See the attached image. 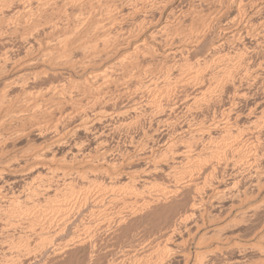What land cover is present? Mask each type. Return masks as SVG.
I'll list each match as a JSON object with an SVG mask.
<instances>
[{
  "label": "bare ground",
  "instance_id": "bare-ground-1",
  "mask_svg": "<svg viewBox=\"0 0 264 264\" xmlns=\"http://www.w3.org/2000/svg\"><path fill=\"white\" fill-rule=\"evenodd\" d=\"M182 1H184V0H0V219L3 218V219H1V226L0 227L1 228H4L6 226L12 227L14 225L18 226L19 224L21 226V223L27 221L26 224H28V225L25 224V226H28L27 227L28 229L24 228V230L26 229V231L27 230L29 231L26 233L22 229L24 232H22V230L21 231L19 230V232H22L23 234L20 233L21 234L20 235L18 232H16L19 234L18 237L13 236V239H15V238L17 239L16 244L19 245L17 247L18 250L13 251L14 248L12 247V245H8L10 242L7 244V241L5 242V245L3 243L4 246L2 245L0 247L2 253L6 256V260H7V257L9 256V254H10V256L12 254H14L13 257L17 256V257H15V260H13L14 258L12 257L13 259L11 260V262H10V260H8L7 263L5 262L6 264H16V260L19 261V259L23 253L28 255L31 252L32 253L34 252V254H37V252H38V254H39L40 251L45 250L46 247L53 244L54 238H56L55 237L56 234H54L55 231L53 230L52 226H55V228H56V226H58V225L63 226L67 222H70L68 220L70 217V214H68V213L69 212L71 213L73 211L74 207L79 204L78 199H77V195L73 194L74 190H77L76 189L77 186L87 187V190H88V188H89L88 185H90L91 183L93 184L94 182L100 181L99 177L101 175L100 178H102V173L104 174V172L106 171L105 173L108 174V171H107V170H109V169H107L108 164H107V166H105V169H107V170L104 169L105 171L104 172H102V171H103V164L106 163L105 162V156L109 155V153L111 152L110 151L111 149L107 145L106 141L102 138L104 130H102L101 128H98V126L96 127V125H101V121L104 120L102 118L106 114H108V110L112 109L111 111L116 112V114L115 113L114 114L118 118V119L116 118L118 121L117 124L120 125V127L125 126L124 128L131 127V129H129V130H133V125H135V126L137 125L135 123V120L138 118V115L141 116L139 113H140V110L142 109L141 107H143V105H140V101H142V103H143V101H145V99H146L145 98L146 96H145L144 100L140 99V101H139L138 96L142 95L145 92H147L148 95H151L152 99H154V101H156L153 103V105L149 109L151 114H153V115H159L161 113L164 114L163 109L165 107H172V108H169L170 110L169 109L168 110L170 111V113L173 112V114H174V110L176 108H178V107H176L178 104L173 103V102H172V104H170V102L168 103L169 100L171 101V99L168 97L169 92L171 91L170 90L171 85L176 84V86H174L176 88L179 86V88H181L180 91H182L180 95L182 96L186 93L185 91H187V89L189 90L188 87H190V85L192 84V88H191L192 93L190 94V96L189 95H187V96L184 95L185 97L182 96L183 102L181 101L182 102L181 104L183 106V109H181V110H184L185 112L192 111V119H191L192 121L195 118L196 119L198 118L197 117L198 114H200L202 112L206 113V111L210 108L211 105L214 106L213 105L214 102L216 103L217 100H219V102L222 101L221 99H222L224 94L230 93L231 94L230 95L231 96L230 97L231 103L228 102L230 104V105H228V107H226L227 105L225 106V104L222 103V105H224L223 106L224 109L220 108L219 105H221V103H219V104L217 103L218 108L223 109L222 112L219 109V112L221 113V115H219L220 117L218 116V120H217V117H216L217 115H216V116H214L215 119H212V121H208V122H210L209 125L207 124L208 126H206L203 123L205 120H203V122H201L202 124H200V126L202 129H200V130L203 131V134H201L200 137L202 135L203 136L206 135V138L209 139V141L207 140V142L210 143V140L214 136L220 135L221 131L224 134L225 133L227 134V135L222 134L223 138L220 135L222 140L221 139H220L221 141L218 140V141H220L219 144L212 145L214 143L212 140L211 141L212 142L211 147L210 148L208 147L210 149V151L208 148H206V150L208 149L206 153L214 152V154H216L215 152H218V151L221 152L222 151L221 153L224 156H227V148H229V147H233L234 149H236V151L238 153L245 150V149L243 150L244 147H243V144L241 141H239L237 139H235L234 141H230L231 139H229L228 135L233 136V135L238 134V137H239L240 133L232 135V133L235 132V131L232 132V129L235 126L237 127V125H236L238 123L237 121L240 120V118L238 116H239V114L242 113L240 111L241 113L238 114L239 111H237V109H236V107H237L236 104H238L239 102L243 103L244 101H247L246 96L248 93H250L248 90H246L247 93L245 92V90H244V89H246L245 86L247 88L249 87L248 84H251V86H250L251 88L263 86V85H261V80H262V78H264V67L262 66V65H264V0H208L206 2L207 3L206 6L200 7L201 6L200 5L199 8L196 10V12H194V13H196L195 14L196 16L201 18L202 22H199V21L198 22L200 24L202 23V28L200 27V29L198 31L196 30L197 32L194 31V33H196V34L193 35L194 33L192 34V26H190V28L187 29V31H190L189 33H191V35H193V36L190 38V41H188V45L182 46V47L181 46L174 47L176 42L175 43L173 42V39H171L172 35L170 36L169 32H168V34H169L168 36L170 37L169 39H168V36L166 35V37H165L166 39L161 38L162 41H160L161 39H157V36L166 34L165 32L168 30L170 31V29L173 27V26L171 27L170 23H168L170 20L169 17L172 15L173 9L180 7ZM203 5H205V4H203ZM228 5L230 6V9H229ZM171 6H174V7L169 9ZM231 7H233V10H231ZM228 9L232 11V13L230 15L228 14V12H229ZM167 10H169V12H167L166 17L164 16L165 18H164V21L162 22L163 25H161V27H156V29L152 28L151 24L153 26L156 22H159V20L161 19L160 16L163 15ZM155 15H158V18ZM188 15L192 16V12ZM191 16H189V17L191 18ZM173 17H175V16H173ZM199 18H196V19H199ZM56 19L57 20L59 19V21H57ZM191 20L192 19H190V21ZM190 21H189V23L194 22V21H191V22ZM125 24H127V25H125ZM151 28L154 30L152 31ZM177 28H179V27H177ZM180 28H181V26H180ZM184 29H186V28H184ZM145 31L146 32L152 31V32H150V34L147 35L146 33L144 34ZM171 31L173 32V30H171ZM211 31H214L213 33H216L219 38L221 37V39L218 41L217 45L210 47V49H209L210 51L208 50V52H207L208 54H206L207 55L206 57L203 58V56H202L201 62L195 61V63L192 62L191 67L188 66L190 69L192 68L191 69L192 74H190L189 76L187 75L188 77H186L185 79L184 78L182 79L183 75L181 76L180 74L177 73V72H179V73L181 72V71H178L179 69L177 71H175L173 68L170 67L169 70L170 71L174 70L175 73L171 74L170 71H168V73L170 74L169 75L168 73L164 72L165 76L162 75L163 73H159V76L161 74L160 77L162 78V80L160 81V79L156 78L158 76L157 74H156L157 76L155 75V77L154 76L150 77V75H153L154 74L153 72L156 70H154L153 72L150 71L151 74L150 75L148 74L149 75L148 77H150V79L148 80V78H146L147 76H144V78H143L144 70L142 72L136 66V63L138 64V60L143 59L145 55L149 54V55L155 57L160 52V50H162L164 60L170 59V58L174 59L175 57H178V56L180 57V55H182V53L184 54V52L185 53L190 52L191 49L197 48L200 45V43L205 39L207 34ZM182 32H184V31H182ZM217 35H216V37H217ZM244 36H246L245 38H247L248 36L253 37L252 39H255V43L254 44L251 43V45L249 44L250 45L249 47H247V45L245 47L244 46L245 44H244L243 47H241V49L240 48L237 49L238 52L236 50L232 51V49H231L229 51L227 49L228 45H230V44L232 45L234 42H236V40H238L239 37L243 39ZM240 38L238 41L242 42V41H240ZM185 39H186V37L184 38V40ZM176 40H178V39H176ZM237 42H236V44H237ZM181 44H184V43H181ZM189 46H190V48H187ZM185 47L187 49H185ZM189 49H190V51H188ZM261 50H262V52H261ZM259 52H261V53H259ZM196 53H198V52H196ZM177 54H179V55H177ZM186 55H187V53H186ZM257 55L260 56V59H258L259 61H255L257 63H254L253 59H255ZM259 56H257V58ZM184 57H185V55H184ZM171 59H170V61H171ZM107 60H114L116 62L115 63L116 67L118 68V66H119V68L117 69L118 70L117 72L112 71L113 73H109V71H111V70H108L106 72L105 67H104V71L102 73H97L96 71H91V69L94 68L95 66H97L99 63L107 61ZM142 61H144V60H142ZM188 61H189V59H188ZM186 64H187V62H186ZM145 66H146V64H145ZM167 66H165V67H167ZM175 66H177V65L175 64ZM175 66H174V68H175ZM156 68H157V66H156ZM147 69L149 71V68H147ZM160 69H161V67H160ZM163 71H161V72H163ZM183 71H186V70H183ZM167 74H168V76H167ZM145 75H147V74H145ZM162 76L165 78H163ZM143 79H145L146 81H144ZM173 79H174V81H172ZM243 86H244V89H243ZM176 88H174V90ZM133 89H134V91H131ZM261 90H259V91H261ZM177 92L179 93V90H177ZM253 92H255V91H253ZM253 92L251 94H253ZM256 92H257V90H256ZM261 92H263V91H261ZM147 94H145V95H147ZM170 95H171V93H170ZM258 95H259V93H258ZM142 96H144V95H142ZM142 96H141V98H142ZM124 97H126L125 103L122 104L123 106L121 108H118V106H117L118 103L121 102V100H122L121 98H124ZM240 104L241 103H239V105ZM245 104H246V102H245ZM256 104H257V102H256ZM256 104H255L254 108L250 107L244 111L247 115V116L245 115L247 117L246 120H248L246 122H248L249 125H251V126L258 127V129L257 128L256 129L259 130L260 126L261 127L264 126V109H262L261 107H258ZM222 105H221V107H222ZM148 106H150V105H148ZM108 107H110V109ZM216 107H215V109H216ZM263 107H264V104H263ZM218 108H217V111H218ZM210 109H214V107L210 108ZM215 109H214V111H216ZM181 110H180V112H181ZM257 110H258V112L255 113ZM142 111L145 112L144 110H142ZM150 112H148V113L145 112V113L148 115V114H150ZM164 112H166V111H164ZM176 113L178 114V111ZM207 113H209V112H207ZM167 114L171 115L169 113H167ZM183 114H184V112H183ZM183 114L181 116H183ZM210 114H212V113H210ZM166 115H165L166 118H164V119L161 118L162 116L159 118V121L157 123L160 125L161 129L158 130L157 129L158 127L156 125V130L154 131V133L157 130L158 131L161 130L162 132L163 131L168 132L170 129H172L171 131H169V133L173 131L174 134L177 133V136H179L180 134L177 131L182 132V130L188 131L189 129H191V128L188 129L187 126L181 127V124L180 125L177 124L180 122H177V123L175 122L177 127L179 125V127L176 129L175 123L173 124V122H174L173 119L175 118V116H174L175 114L173 115V117H171V119L173 118L172 121L170 119V116H168V115L166 116ZM186 115L188 116L189 114L186 113ZM127 116H129L130 122H128ZM202 116H204V115H202ZM245 116L242 115V117H245ZM143 117H144V115H143ZM149 117L152 119L153 116L151 115ZM157 118L155 117L154 119L156 120ZM177 119L179 120V118L176 117L175 120H177ZM141 121H140V126H139V124L137 126L141 127V123L144 120L142 122ZM200 121H202V120H200ZM194 122H196V120ZM197 122H198V120H197ZM106 123H108V122H106ZM151 123H152V121L148 125H150ZM157 123L155 122L154 125ZM188 123H189L190 127L191 126L193 127V125H191L192 122H188ZM196 124H198V125H196ZM196 124L194 123V128L196 126H199V123H196ZM151 125H153V123ZM163 127L169 128V130L166 131ZM254 127H252V128H254ZM105 128H107V126ZM194 128L192 129V132L191 131H190V133L188 132V136L189 137L191 136V137L190 138L186 137L189 139H185V140L182 139V138H184L182 136H180L182 138L177 137L178 139L169 136L171 134H169V135L167 134L168 137L164 139L163 137L166 134L164 132H163L164 134L161 133L162 135L160 134V138H163L162 144H164V149H162V150H164V151L161 150L160 153H158L160 149L158 150V152L151 151V150H153V148L156 149L155 145L154 146L152 145L153 147H151V145H150V147L147 146L149 141H150L149 138L147 141L148 143L144 144V145L147 146L148 148H150L149 149L150 151L147 150V148L145 146H142V144L144 143L143 142L144 140L142 141L143 143L141 144V146L143 147V149L146 148L145 150L149 151V155H146V154H148L146 151H145L146 154H144L145 157L148 156L147 159L144 158L147 160V162L146 161H144V162H146L145 166H147L149 168V169L148 168H145V169H147L149 172L151 171V169H153L152 172L157 171V169H160L161 165L166 166V164H165V163H167L166 159H169L168 161H170V162H171V159L172 160L175 159V161L176 160L179 161L178 164H181V165L183 162H185L186 166H188V164H189L188 167H185V165H182L183 167H181L179 169L180 171L176 168V166L170 167L172 169H170V168H168V166H166L167 167V173L170 170L173 173H175L174 171H176V172L179 171L181 178L178 181L181 182L182 186L180 185V187H178L180 182H177L178 185H175V182L177 180H175V182L173 184H170L168 186H164L163 188H161V186H160V189L158 188L159 190L155 191V195H153L155 197L157 195L156 192L159 193L155 198L153 197L154 199H151L152 198L151 194L153 192H152V190H149L150 189L149 188L146 191L152 192V193L150 192L151 193L150 198L147 196V200L150 199V201H149L150 203L152 201L153 202L152 204H154L153 200H155V199H158L160 202H161L160 199H169V200L171 198L174 199V197L177 194H179V193L181 194V192L184 190H185V192L187 190L194 192L195 190H200V188H202L206 185H207L206 187H208V184H206V182H207V179L211 175L207 178V176H208L207 172L209 170L216 171L215 167H217L219 164L217 165L216 163L211 162V164L212 163H213V165L216 164V166H214V168L211 169V167L213 165L211 166L209 164V166H211L210 168L205 167L206 170L203 168L204 174L201 173L203 176L202 175L200 176L199 172L197 175V173H195L192 170L193 169L192 167L195 166L194 164L197 163L194 161L199 160V163H200V161L203 162L202 158H204L205 156H206V158H208L209 156H207V155H212V156L214 155L213 153L212 154L211 153L204 154L205 150H202L199 148L202 141L199 142V146H198V143H197L198 139L195 138V134H197L198 132L196 133V130H194ZM146 129H148V128H146ZM149 129H151L153 131L155 128L154 129L149 128ZM162 129H164V130H162ZM197 129H198V127H197ZM218 129H220L219 130L220 132L218 131ZM256 129H253L252 131L254 132V130H255L257 132ZM151 130L150 131L147 130V132L151 133ZM250 130H251V128H250ZM175 131H176V133H175ZM142 132L144 133L143 130H142ZM142 132H141V135L143 134ZM78 133L79 134L80 133L85 134L86 137H85L84 141L83 140L81 141L80 140L81 138H78ZM173 133H172V135H173ZM152 134H147V136H146V132H145L144 137L147 138L148 136H150ZM186 135H187V133H186ZM240 135H242V133ZM245 135L247 136V133ZM263 135L264 134H262V135L259 134V136H261V137H264ZM153 136L154 135H152L151 137H153ZM161 136H163V137H161ZM183 136H185V135H183ZM224 136H226V137H224ZM253 136L254 135H252V137ZM256 136L258 137V135H256ZM256 136H255V139L257 138ZM142 137H143V135H142ZM144 137H143V139H144ZM154 137L158 138L156 136H154ZM154 137H153V140L155 139ZM196 137H197V135H196ZM200 137H199V139H200ZM252 137H251V139L254 138V137L253 138ZM231 138L233 139V137H231ZM234 138H235V136H234ZM244 138H246V137L244 136ZM130 139H133V138H130ZM241 139H242V137H241ZM257 139H259V138H257ZM257 139L255 141H257ZM155 140H157V139H155ZM158 140H160V139H158ZM201 140L206 141V139H201ZM249 140L247 141L248 143H249ZM135 141H137V140H135ZM151 141H152V139H151ZM218 141L216 140L217 143H218ZM259 141H260V139H259ZM259 141H258V143L261 146L262 143L260 144L261 141L260 142ZM22 142L24 143V145H22ZM128 142H130V141H128ZM145 142H146V140H145ZM155 142L153 141L152 143L154 144ZM89 143H92V147L89 150H87L85 145H87V147H88ZM139 143H140V141H139ZM208 143L206 145L209 146ZM245 144H244V146H245ZM253 144H252V146H253ZM158 145H159V142H158ZM204 145H205V143L203 144V146ZM256 145H257V143H256ZM256 145L253 146L252 151L250 150V152H248L249 154L247 155V158L245 156L247 153L246 154H245V152L240 153V154H245L244 155L245 160L240 158V159H242L240 161V163H238V162H236V163L242 165L243 163H241V162L244 160V165L248 164L247 166L253 165L251 167H254L255 163L257 162L256 163L257 168L260 167V166H258L259 160L256 161V158L258 156L256 157L257 154L254 153L255 152L254 150H257L256 152H258ZM162 146L163 145H161V147ZM133 147H134V145H133ZM133 147L131 146V148H133ZM142 147H140L141 148L140 150L144 151L142 149ZM257 147H259V146L257 145ZM141 151H139L140 154H142ZM236 151H235V153H237ZM121 153H122V151H121ZM137 153H138V151H137ZM137 153H136V155H137ZM258 153H260V152H258ZM254 154H255V156H254ZM127 155H128V153H127ZM144 155L142 154V155L138 156V158H142L141 156L144 157ZM170 155L172 156V158ZM228 155H229V153H228ZM217 156H220V155H217ZM168 157H170L171 159ZM215 157H216V155H215ZM215 157H213V158H215ZM220 157H218V158L222 162L221 158H223V157H221V158ZM200 159H202V160H200ZM208 159H210V158H208ZM208 159H205V160L209 161ZM219 159H218V162H219ZM240 159H238V160H240ZM259 159H261V158H259ZM223 160L226 162L228 161V159L225 160L224 158H223ZM207 161H205V162L207 163ZM127 162H129V160ZM214 162H217V160L216 161L214 160ZM221 162H219V163L221 164ZM206 163H204V164H206ZM168 164L170 165L169 162H168ZM181 165H179V166H181ZM224 165L226 166L227 163L226 164L224 163ZM261 165H262V163H261ZM109 166H111V165H109ZM119 166H117V167H119ZM162 166H161L160 171L161 170L163 171ZM165 166H163V167H165ZM179 166H178V168H179ZM150 167H152V168L150 169ZM196 167L198 168V166H196ZM196 167H194V168H196ZM199 168H198V170H199ZM246 168H248V167H245V169ZM257 168H254V169L258 170L259 168L258 169ZM111 169H112L111 174H116L113 171V169L115 170V168L113 167ZM203 169H202V171H203ZM219 169L220 168L218 167V170ZM229 169H231V168H229ZM256 170H255V172H256ZM122 171H123V169H122ZM202 171L200 170V172H202ZM112 172H114V173H112ZM157 172H155V174ZM192 172H194L196 174V176L194 174L192 175ZM143 173H145V172H143ZM167 173H165V175L170 174V173H168V174ZM179 173H177L178 176H179ZM246 173H248V172H246ZM151 174H154V173H151ZM141 175H142V173H141ZM176 175H175V177H176ZM218 175H220V174H218ZM256 175L258 176V174H256ZM256 175H255V177H257ZM107 176H109V174ZM123 176H124V174L119 173L118 175L110 176V178L108 177V179H110V181H113V183L115 182L116 184L119 183V184L123 185V183L126 184L128 182L127 180H125V182H121ZM128 176H129V174H128ZM130 176L132 177V180L130 179ZM130 176H129L130 182L127 183V184L130 183V187H126V188L129 190V194H132V195L134 194L133 197L135 199L136 198L138 199L140 197H138L137 195L138 194L143 195V193H144L143 191H145V190L142 188H145V187L144 186L143 187L136 186L135 184L138 182L135 183L134 181H139V180H136V179L134 180V178H133L134 175H130ZM151 176H153V175H151ZM172 176H173V174H172ZM263 176H264V174L260 173L258 178L262 177V179H263ZM103 177H104V175H103ZM134 177H136V176H134ZM139 177H141V176H139ZM170 177H171V175H170ZM125 178H126V175H125ZM164 178H166V177H164ZM212 178H213V176H212ZM104 179L102 178L101 180H104ZM142 179H143V177H142ZM144 179H146V178H144ZM146 180L142 181L140 179V181H142V182H145ZM171 180H172V178H171ZM209 181H211V180H209ZM209 181H208V183L210 184ZM258 181H260V179L257 180V182ZM132 182L135 183L134 184L135 186L131 185ZM142 182H140V183L145 184ZM113 183H111V184L113 185ZM115 183H114V185H115ZM150 183H152V182H150ZM101 184H102V181H101L100 185ZM146 184H148V183H146ZM256 184H257V187H256L257 191L261 190V188H263V186H264V182H261V181L259 183H256ZM256 184H255V186H256ZM96 185H97V183H96ZM98 185H97V187H98ZM100 185H99V188H100ZM104 185H103V187H104ZM233 185H232V187L234 188ZM107 186H108V183H107ZM145 186H147V185H145ZM109 187H110V185H109ZM115 187H118V185ZM121 187H120L119 191L123 190V189H121ZM90 188L87 191V193L90 192ZM104 188H103V190L107 191V189H104ZM111 188H112V186H111ZM139 188H140V191L142 189L141 192L139 191ZM209 188H211V187L209 186ZM218 188H219V186H218ZM127 189H125L126 192H127ZM220 189H221V187L219 188V191H216V195L213 196L214 201L218 202V201H220V199L223 200V197L226 194L225 193L226 191H223ZM222 189H224V188H222ZM84 190L85 189L83 188V191ZM203 190H204V188H203ZM98 191H100V190H97V192ZM146 191H145L146 194H144V196L147 195ZM153 191H154V189H153ZM78 192H79V190H78ZM78 192L76 194H78ZM95 192H96V190H95ZM198 192H196V193H198ZM71 193L76 196V200L74 202V205L72 204L73 209H72V206L70 207L71 203L73 202L72 200L70 201V198H68V200L70 201L69 207L67 204L68 200L66 198L64 200H63V198H61L64 202L59 201L60 197H62L63 195L71 194ZM87 193H84V194L87 195ZM92 193H93V191H92ZM100 193H102V191ZM104 193H105V191H104ZM119 193H121L122 197L126 196V193H125V195H123L122 191ZM79 194H81V193H79ZM107 194H105V197ZM114 194H115V192H114ZM86 195H85L84 199L86 198ZM90 195H94V194H90ZM90 195H88V196H90ZM135 195L137 197H135ZM67 196H63V197H67ZM69 196H72V195H69ZM97 196H98L97 200H99V199L103 200V198H104V197L99 198L100 197L99 195H97ZM112 196H113V193H112ZM128 196H126V197H128ZM80 197H82V195ZM93 197L95 198L96 196L94 195ZM198 197H196V198H198ZM74 198L75 197L73 196V200H74ZM94 198H93V200H94ZM134 198H132V199H134ZM143 198L141 196L140 199H142V201H144L145 199L143 200ZM183 198H185V197H183ZM140 199H139V202H137V203H140V205H141L142 202L140 201ZM193 199H195V198H193ZM210 199H211V197H210ZM213 199H211V200H213ZM65 200H67L66 203H65ZM169 200H168V202H169ZM164 201H166V200H164ZM190 201H191V203H190L189 208H188L189 210L185 213L183 212L184 214H182V215L180 214L181 216H179V220L175 219L181 224L191 223L192 222L191 220L194 217V215H192V214H194L193 211H195L194 208H195V202L196 201L193 200V202H192V200H189V202ZM199 201H200V203L202 202L201 200L198 199L196 206H198ZM203 201H205V200L203 199ZM81 202H82L81 206L85 207V205H83V204H86V203H84L83 201H81ZM94 202L98 203V202H102V201L96 202V200H95ZM149 202H147L146 205L147 204L150 205ZM155 202L157 203V201H155ZM238 202H239V200H238ZM128 204H129V202L127 203V205ZM173 204H176V203H173ZM262 204L264 205V202ZM130 205L127 207L133 206V205L132 206H130ZM170 205H172V204L170 203ZM100 206H101V204H100ZM124 206H126V205H124ZM138 206L139 205H137V207ZM193 206H194V208H193ZM67 207L71 208L72 211L71 210L68 211L69 209ZM134 207H135V209H137L135 205H134ZM140 207L141 206H139L138 208H140ZM146 207H148V206H146ZM146 207H144V208H146ZM263 207H261V208H263ZM122 208H124L123 205H122ZM79 209H77V210H79ZM129 209L131 211V208H129ZM230 209H232V208H230ZM254 209H253V212L257 211ZM86 210H87V208H86ZM92 210H89V211L91 212ZM140 210H142V209H140ZM84 211H85V208H84ZM132 211L134 212V210H132ZM144 211H146V209ZM203 211L201 213H203ZM75 212H77V211H75ZM127 212H129V211H127ZM199 212H200V210H198V213ZM101 213L104 214V210ZM124 213H125L124 215H126V212H124ZM129 214H130V212H129ZM129 214L124 216L125 220H126V218L127 219L129 218L128 217ZM85 215H89V212H87ZM92 215H94V212ZM122 215L123 214H121V216ZM202 215H200V216L202 217ZM241 216H242V214H241ZM71 217H72V215H71ZM88 218H89V216H88ZM96 218H97V216H96ZM112 219H113V217H112ZM123 219L124 218H122V220ZM255 219H256V217H255ZM2 220H4V221H2ZM115 220L118 222H121L120 224L122 225L121 219L117 220L115 218ZM201 220H202V218H201ZM87 222H90L92 224V226H94V224L96 225V223L93 224V220H92V222L91 221H87ZM179 223H177L176 226H177V228L180 229V227L182 225L180 226ZM87 224H88V226H90L89 223H87ZM87 224H86V226H87ZM178 225L180 227H178ZM20 226H18V227H20ZM35 226H38V228H36V230L39 229L38 233H36V231H35L36 240L34 238L35 233L33 231V228ZM187 226L185 227L183 225L184 229L186 228V230H188L187 228H189L190 226L189 227H187ZM11 227H9V228H11ZM260 227H262V226H260ZM1 228H0V231H2ZM15 228H17V227H15ZM175 228L176 227H174V230H176ZM13 229L14 228L12 227V229H10V230L12 231ZM17 229H19V228H17ZM92 229L93 228L91 227L90 230H92ZM96 229H98V228H96ZM179 229H178V231H179ZM10 230H8V232ZM51 230H53L54 232L53 231L51 232ZM85 230L87 231V229H85ZM98 230H95V232H97ZM170 230H173V229H170ZM174 230L170 231V232L165 231V234H163L160 238H157L158 237V235H157V237H155V238H157L159 240L154 241L152 239L154 243H152L153 246H151V247L149 246L150 247L149 250L142 251L141 253H138L136 251L137 256L139 257L140 256L139 254H141V257H139V258L137 257L136 258L137 262H135V263L142 264L141 262L147 260V259L142 260V258L143 259L149 258V257L152 258V256L153 257L155 256L154 258H157V259H153L152 262L155 263V260H157L158 262L162 261L161 264H163L162 258L168 259L166 257H170L169 260H171L172 257L180 256L182 258L181 264H203L204 262H202V260H205V258H202V253H199V251L198 252L196 251L195 253H191L190 251L186 250V249H190L187 247L185 249L184 245L186 242L183 243V241H182V243L184 244L183 245V244H181V242H178L179 239L175 238L177 241L174 239V237H176L175 235L178 234V231L176 230L177 233H175L176 231H174ZM15 231H16V229H15ZM58 232H59L58 234H60V231H58ZM91 232H94V231L89 232V238H90ZM2 233H1V235H2ZM61 233L63 234V231ZM219 233H217V235H219ZM4 234L9 236L7 234V232H5ZM10 234H11V232H10ZM79 234H81V233L79 232ZM79 234H78V237L80 236ZM87 234H88V232L85 234L88 237ZM93 234L95 235L96 233H92V235ZM1 235H0V237H3V235L2 236ZM5 235H4V237H5ZM13 235H16V234H14V231H13ZM76 235H74V236H76ZM85 235L83 234L82 237L85 238L86 237ZM217 235H216V237H217ZM60 236L61 235H59V237ZM179 236L181 237V234H178V237ZM31 237L34 238L35 243L31 244V242H30ZM219 237H220V235H219ZM219 237H217V238H219ZM83 238H80V240ZM93 238H90V239L92 240ZM222 238L220 237L219 239H222ZM11 239H12V237H11ZM72 239H73V237H72ZM74 239H75V237H74ZM181 239L182 238H180V240ZM219 239H217V240H219ZM261 239H264V238H261ZM1 240H3V239H1ZM80 240H78L79 243H80ZM83 240H85V239H83ZM228 240H229V238H228ZM232 240L229 243L227 242L226 246L223 248H215V249L212 248L215 250L213 252L207 251V253H211V255L216 253L215 257L205 256V255H207V253L205 254L206 251L203 252V255L205 254L203 257H206V258L208 257L210 259H212V258L217 259L218 258L217 252L218 253H221V252L224 253L227 251H229V252H227V254H225V255H228V254L230 255L231 251H233L235 248L238 249L239 246L241 245V243H240V245H237L238 246V248H237L236 244L232 243ZM257 240H259V238L256 239V241ZM31 241H33V240H31ZM201 241H203V240H201ZM210 241H212V240H210ZM223 241H225V240L223 239ZM218 242H220V241H218ZM65 243H68V241L64 242L61 245L60 244H58V245L54 244V247L50 246L54 249L53 254L55 256L59 257L58 255H61V253H65V252L67 254H69V252H67L66 250L70 251L68 248L70 247L69 245L72 244L73 242L70 243L69 245H67ZM87 243H89V242L87 241ZM220 243H222V242H220ZM236 243H238V242H236ZM255 244H253V243H252V245L248 244L247 246L244 247L245 249H248L249 251H243V250H245L244 248H241V251L246 252V253L250 252V251H254V252L257 251V252H255L256 254L257 253H260V254L264 253V248L259 246L258 244L257 245H255ZM82 245H80V246H82ZM84 245H85V243H84ZM200 245H201V243H200ZM13 246H14V244H13ZM14 247H16V245ZM135 247H137V246H135ZM201 247H203V246H201ZM212 247H213V245H212ZM145 248L144 249L141 248V249L145 250ZM199 248H200V246H199ZM238 251H239V249H238ZM43 253H45V252L43 251ZM67 254H65V255H67ZM133 254L128 253V256L132 257L130 255H133ZM237 254L239 256L240 253H237ZM4 255H3V257L5 258ZM27 255L25 258H27ZM54 255H53V257H54ZM134 255L136 256V254H134ZM225 255L222 254V256H220V257H222V259H223V256H225ZM10 256H9V258L11 259ZM28 256H30V255H28ZM128 256H126V257H128ZM230 256H232V255H230ZM257 256H260V255L258 254ZM57 257H55V259H57ZM228 258H230V257H228ZM138 259H140L142 261L140 262V260H139V262H138ZM148 260H149L148 262L151 261L150 259H148ZM223 260H225V259H223ZM259 260L264 261V259H261V258ZM259 260H257V261H259ZM28 261H29V259H28ZM166 261H168V260H166ZM177 261H179L178 258H177ZM233 261H234V259H233ZM235 261L238 264L241 260L240 261L235 260ZM8 262H10V263H8ZM242 262L243 261H241V263ZM5 263L2 262V264H5ZM28 263H30V262H28ZM229 263H230V261L227 264H229ZM260 263H261V261H260ZM262 263H264V262H262ZM143 264H146V263L143 262ZM177 264H180V263L177 262ZM231 264H233V263L231 262ZM242 264H244V263H242Z\"/></svg>",
  "mask_w": 264,
  "mask_h": 264
},
{
  "label": "rangeland",
  "instance_id": "rangeland-1",
  "mask_svg": "<svg viewBox=\"0 0 264 264\" xmlns=\"http://www.w3.org/2000/svg\"><path fill=\"white\" fill-rule=\"evenodd\" d=\"M208 0H184V1H182V3H181V5H180V7H177V8H175V9H173V13H172V15L169 17V22L168 23H170V25H171V27L173 28H169L170 29V31L168 30V31H166L165 33L166 34H163V35H158L157 36V39H166L165 37H166V35L168 36L169 34H170V36L172 35V37H171V39H173V42L175 43V45H174V47H176V46H187L188 45V41H190V38L193 36V35H195L196 33H194V31L195 32H197L199 29H200V27L202 28V23L200 24L199 22H202V20H201V18H199L198 16H196L195 14L196 13H194V12H196V10L199 8V6L200 7H204V6H206V2H207ZM186 2V3H185ZM199 2V3H198ZM205 2V3H204ZM191 4V5H190ZM203 4H205V5H203ZM192 6V7H191ZM229 6V5H228ZM172 7H174V6H171L169 9H171ZM196 8V9H195ZM181 9V10H180ZM229 9H230V6H229ZM228 9V14L230 15L231 13H232V11L231 10H233V7H231V10H229ZM191 10V11H190ZM167 12H169V10H167L163 15H161L160 16V20H159V22H156L153 26H152V24H151V27L152 28H155L156 29V27H161V25H163V21H164V18L166 17V15H167ZM178 12V13H177ZM192 12V16L191 15H188V14H190ZM155 16H157V18H158V15H155ZM165 16V17H164ZM173 16H175V17H173ZM185 16V17H184ZM189 16H191V18L189 17ZM232 16V15H231ZM230 16V17H231ZM179 17V18H178ZM183 17V18H182ZM195 17V18H194ZM233 17V16H232ZM156 18V17H155ZM173 18V19H172ZM196 18H199V19H196ZM172 19V20H171ZM190 19H192L191 21H194V22H191L190 21ZM57 20V19H56ZM179 20V21H178ZM183 20V21H182ZM57 21H59V19L57 20ZM178 21V22H177ZM189 21L191 22V23H189ZM196 21V22H195ZM199 21V22H198ZM173 24V25H172ZM175 24V25H174ZM187 26H186V25ZM192 24V25H191ZM199 24V25H198ZM125 25H127V24H125ZM159 25V26H158ZM195 25V26H194ZM180 26H181V28H180ZM190 26H192V34L193 35H191V33H189L190 31H187V29H189L190 28ZM199 26V27H198ZM177 27H179V28H177ZM197 27V28H196ZM151 28V29H152ZM184 28H186V29H184ZM196 28V29H195ZM149 29V28H148ZM181 29V30H180ZM154 29H152V31H153ZM171 30H173V32L171 31ZM176 30V31H175ZM178 30V31H177ZM191 30V29H190ZM197 30V31H196ZM152 31H149V32H144V34L146 33L147 35H149L150 34V32H152ZM182 31H184V32H182ZM168 32H169V34H168ZM171 32V33H170ZM179 32V33H178ZM214 31H211V32H209L208 34H207V36L205 37V41L203 40L201 43H200V45L197 47V48H195V49H191V51H190V49L188 50V51H190V52H186L187 53V55H186V53L184 52V54L182 53V55H180V57L178 56V57H175L174 59H171V61H170V59H166V60H164V56H163V53H162V50H160V52L157 54V56H151V55H145L144 56V58L143 59H140V60H138V64L136 63V66L138 67V69L140 70V71H142L143 72V70H144V72H143V78H144V76H147L146 78H148V80L150 79V77L151 76H154L155 77V75L157 76L156 78H158V79H160V81L162 80V78L160 77L161 76V74H160V76H159V73H163L162 75L163 76H165V73H168V71H170L169 69H170V67L171 68H173L175 71H177L178 69V71H181L180 73L179 72H177L178 74H180L181 76H182V79L184 78H186V77H188L190 74H192V68L190 69L188 66H190L191 67V65H192V62H194L195 63V61L196 62H201V60H202V56H203V58L204 57H206L207 55L206 54H208L207 52H208V50L210 49V47H212V46H215V45H217L218 44V41L221 39V37L219 38L218 37V35L216 34V33H213ZM212 33V34H211ZM175 34V35H174ZM215 34V35H214ZM165 35V36H164ZM183 35V36H182ZM216 35H217V37H216ZM180 36V37H179ZM182 36V37H181ZM189 36V37H188ZM211 36V37H210ZM160 37V38H159ZM164 37V38H163ZM178 37V38H177ZM186 37V39L184 40V38ZM243 37V36H242ZM246 36H244V38L242 39V38H240V41H242V42H239L238 40H239V38H238V40H236V42H237V44H236V42H234L231 46L230 45H228L227 46V49L230 51L231 49H232V51H237V49H241V47H243V45L246 47V45H247V47H249L250 45H251V43H255V39H252L253 37H247V38H245ZM170 37L168 36V39H169ZM183 40H182V39ZM162 39L160 40V41H162ZM176 39H178V40H176ZM242 39V40H241ZM181 40V41H180ZM254 40V41H253ZM178 42V43H177ZM244 42V43H243ZM181 43H184V44H181ZM242 44V45H241ZM250 44V45H249ZM238 45V46H237ZM241 45V46H240ZM232 47V48H231ZM234 47V48H233ZM238 47V48H237ZM187 48H190V46L189 47H187ZM186 47H185V49H187ZM210 51V50H209ZM196 52H198V53H196ZM238 52V51H237ZM261 52H262V50H261ZM261 52H259V53H261ZM189 54V55H188ZM177 55H179V54H177ZM184 55H185V57H184ZM191 55V56H190ZM163 56V57H162ZM193 56V57H192ZM257 56H259V55H257ZM257 56H256V60L255 59H253V61H254V63H257V62H255V61H259L258 59H260V56L257 58ZM148 57V58H147ZM184 57V58H183ZM156 58V59H155ZM151 59V60H150ZM184 59V60H183ZM188 59H189V61H188ZM142 60H144V61H142ZM149 60V61H148ZM200 60V61H199ZM167 61V62H166ZM184 61V62H183ZM149 62V63H148ZM186 62H187V64H186ZM106 63V64H105ZM116 62L114 61V60H107V61H104V62H101V63H99L97 66H95L94 68H92L91 69V71H96L97 73H102L103 71H104V67H105V71L107 72L108 70H111V71H109V73H113V72H117L118 70V68H119V66H118V68L116 67V64H115ZM140 63V64H139ZM173 63V64H172ZM177 65V66H175V64ZM181 63V64H180ZM184 63V64H183ZM102 64V65H101ZM115 66H114V65ZM145 64H146V66H145ZM157 64V65H156ZM141 65V66H140ZM152 65V66H151ZM155 65V66H154ZM168 65V66H167ZM173 65V66H172ZM181 65V66H180ZM135 66V67H136ZM144 66V67H143ZM156 66H157V68H156ZM165 66H167V67H165ZM174 66H175V68H174ZM183 66V67H182ZM185 66V67H184ZM263 67H264V65H262ZM261 66V67H262ZM143 67V68H142ZM146 67V68H145ZM159 67V68H158ZM160 67H161V69H160ZM187 67V68H186ZM110 68V69H109ZM147 68H149V71H148V69ZM155 68V69H154ZM177 68V69H176ZM107 69V70H106ZM166 69V70H165ZM168 69V70H167ZM172 69V70H173ZM182 69V70H181ZM189 69V70H188ZM154 70H156V71H154ZM158 70V71H157ZM164 70V71H163ZM174 70L173 71H170V73L172 74V73H175L174 72ZM183 70H186V71H183ZM113 71V72H112ZM153 72L152 74L153 75H150L151 74V72ZM161 71H163V72H161ZM167 71V72H166ZM158 72V73H157ZM165 72V73H164ZM147 74V75H145V74ZM150 75V77H148L149 75ZM169 74V73H168ZM168 74H167V76H168ZM170 75V74H169ZM186 75V76H185ZM188 75V76H187ZM162 76V77H163ZM166 76V77H167ZM170 77V76H169ZM173 77V76H172ZM145 78V79H146ZM163 78H165V77H163ZM145 79H143L144 81H146ZM264 78H262V80H261V85H263L264 86ZM172 81H174V79L172 80ZM171 81V82H172ZM174 83V82H173ZM249 85V87L251 86V84H248ZM174 86H176V84H172L171 85V88H170V90L172 91H170L169 92V98L171 99V101L169 100L168 101V103L170 102V104H172V102L173 103H177L176 105V107H178V108H176L175 110H174V114H173V112L172 113H170V109L169 108H172V107H165L164 109H163V113L164 114H159V115H153V114H151V112H150V107L153 105V103L154 102H156V101H154V99H152V96L151 95H148L147 94V92H145V93H143L142 95H144V96H142V95H139L138 96V99H139V101H140V99L141 100H144L145 98V101H143V103H142V101H140V105H143V107H141L140 109V115L141 116H139L138 115V118L135 120V123L138 125L139 124V126H140V121L142 120H144L142 123H141V127H139V126H135V125H133V130H129V129H131V127H129V128H124L123 126H121L120 127V125H118L117 124V117L115 116V114H116V112H114V111H111L112 109H110V107H108L110 110H108V114H106L102 119H104V120H102L101 121V125H96V127L98 126V128H101L102 130H104L103 132V139L106 141V143H107V145L110 147V153H109V155H107V156H105V162L106 163H104L103 164V171L102 172H104L105 170H107V169H109V170H107L108 171V174H109V176H107L108 174L107 173H105L104 172V174L102 173V178L104 179L106 176V178L104 179V180H101L102 178H100L101 177V175H100V177H99V179H100V181H98V182H94L93 184L91 183L90 185H88V187L90 188V192L89 193H87V191L89 190V188H88V190H87V187H79V186H77V190H74V193L73 194H75V195H77V199H78V202H79V204L78 205H76L75 207H74V209H73V206H72V204L74 205V202H75V200H76V196L75 195H73L72 193L71 194H67V195H63V196H67V197H60L59 199V201L60 202H64L63 200L66 198L67 200H68V198H70V201L72 200L73 202L71 203V205H70V201L68 200V202H67V200H65V203L67 202V204H68V207H69V205H70V207L72 206V209H73V211H72V209L71 208H68L69 210L68 211H72L71 213L69 212L68 214H70V217H69V221L70 222H67L65 225H63V226H56V228H55V226H52V228H53V230L55 231V233L54 234H56V238H54V242H53V244L52 245H49L48 247H46L45 248V250H42V251H40L39 252V254H38V252H37V254H34V252L32 253H30V254H28V255H30V256H28L27 254H25V253H23L22 254V258L20 257V259H19V261H17L16 260V264H137V263H135V262H137V252L138 253H141L142 251H147V250H149L150 249V247L151 246H153V244L152 243H154L153 242V240L155 241V240H159V239H157V238H160L163 234H165V231L166 232H170V231H173L174 230V227H176L175 229L178 231V229L179 228H177V226H176V224L177 223H179L177 220H179V216H181L182 214H184L185 212H187L189 209V205H190V203H191V201L189 202V200H192V202H193V200H195L196 202H195V208H194V206H193V208H194V210L195 211H193L194 212V214H192V215H194V217L192 218V224L191 223H186V224H181V223H179L180 224V226L182 227H180L179 225H178V227H180V229H179V231H178V234H181V237L179 236L178 237V234H176L175 236L176 237H174V239L176 238V239H179L178 240V242H181V244H183L184 242H186L185 243V249H186V247L187 248H190V249H186V250H188V251H190L191 253H195L196 251L198 252L199 251V253H202V258H205V260H202V262H206L205 264H227L229 261H230V263L229 264H231V262L233 263V264H237L236 263V261L235 260H241V261H243L242 263H244V264H264V263H262V262H264L263 260H259L260 258L261 259H264V253H255V252H257V251H250V252H242L241 251V248H244L245 246H247L248 244H251L252 245V243L253 244H255V245H259V246H261V247H263L264 248V239H261V238H264L263 236H264V205L262 204L263 202H264V186H263V188H261V190H259V191H257V189H256V187H257V184L256 183H259L260 181L261 182H264V176H263V179H262V177H259L258 178V176H259V174L260 173H263L264 174V137H261V136H259V134L260 135H262V134H264V126L263 127H259V130H257L258 129V127H254V126H251V125H249V123L248 122H246V121H248V120H246L247 119V115H246V113H245V111L244 110H247V108H254L255 107V104H256V102H257V106L258 107H261L262 109H264V107H263V102H264V87L263 86H259V87H253V88H247L245 85V88L246 89H244V86H243V89L245 90V92L247 93V91L246 90H248L250 93H248L247 94V96H246V100L248 101H244L243 103L242 102H239V103H241L240 105H239V103L238 104H236V109H237V111H239L238 112V114L239 113H241V114H239V118H240V120L239 121H237L238 123L236 124L237 125V127L235 126V127H233V129H232V132H234V133H232V135L233 134H237V133H242V135H240L239 134V137H238V134L237 135H233V136H230V135H228V137H229V139H231L230 141H234L235 139H237V140H239V141H241L242 142V144H243V150L244 151H242V152H237L236 151V149H234L233 147H229V148H227V156H224L220 151H218V152H215L216 154H214V152H212L214 155L212 156V155H207V156H209L208 158H210V159H208V158H206V156L204 157L205 159H208L209 161H207V160H205L204 158H202L203 159V162L202 161H200V163H199V160H197V161H194V162H197V163H195L194 165L195 166H193L192 168V170L195 172V173H197V175H198V172H199V174H200V176L202 175V174H204L203 172H204V169L206 170V168L207 167H211L212 165H213V163H216L218 166L217 167H215V170L216 171H212V170H209L208 172H207V174H208V176H207V178L209 179V180H211V181H209L208 179H207V182H206V184H208V187H206V186H204V187H202V188H200V190H195L194 192L193 191H190V190H187L186 192H185V190L184 191H182L181 192V194L179 193V194H177L175 197H174V199L173 198H171L170 200L169 199H160L161 200V202L158 200V199H155V200H153L154 201V204H152L153 202L151 201V203L149 202L150 201V199H148L147 200V196L150 198L151 197V195H152V198L151 199H154L159 193H157L156 192V196L154 197L153 195H155V191H158L159 189H160V186H161V188H163L164 186H168V185H170V184H173L174 182H175V180H177L176 182H175V185H178L177 184V182H180V181H178V180H180V178H181V175H180V173H179V169L181 168V167H183L182 165H185V167H188L189 166V164H188V166H186V164H185V162H183L182 163V165L181 164H178L179 163V161H175V159L174 160H172L171 158H172V156H171V158L170 157H168V158H170L171 159V162L170 161H168L169 159H166V162L167 163H165L166 164V166H168V168H170V167H174V166H176V168L179 170V171H174L176 174L177 173H179V176H178V174L176 175L175 173H173L171 170L170 171H168V173H170V174H168L167 173V167L165 166V165H163V166H165V167H163L162 165V169H163V171L161 172L160 171V169H161V166H160V169H157V171H155V172H157L156 174H155V172H152L153 171V169H151L152 167H150V169H151V171L149 172L147 169H145V168H148L147 166H145L146 164V162H147V157H145V155L144 154H146V152L148 153V154H146V155H149V149L150 148H148V147H150V145H151V147H153L154 145H155V147H156V149L155 148H153V150H151V151H154V152H158V150H159V152L158 153H160L161 152V150L162 149H164V144H162V139L164 138H167L168 137V135L169 134H171V135H169V136H171V137H174V138H177V137H180V136H182V137H184V138H182V137H180V138H182L183 140H185V139H189L190 137L188 136V132L190 133V131L192 132V129L194 128V123L196 124V123H199V126H196V125H198V124H196L195 126V128H194V130H196V133L198 132H200L199 134L197 133V134H195V138L196 139H198L196 142L198 143V146H199V142H201V144H200V146H199V148L200 149H202V150H205V153L204 154H209V153H211V152H209L210 151V147H211V141L213 140V144L212 145H215V144H219L220 143V141L222 140V134H224L222 131H221V137H220V135H218V136H214L211 140H210V143H208L207 142V140L209 141V139L208 138H206V135H202L201 137H200V135L201 134H203V131H201L200 129H202L201 128V126H200V124H202L201 122H203V120H205L203 123L206 125V126H208L209 124H210V122H208V121H212V119H215V117L214 116H216L217 117V120H218V116L219 115H221V113L219 112V109L220 108H223V106L224 105H222V103H224L225 104V106L226 107H228V105H230L229 103H231V94L229 93V94H224L223 95V97H222V101H220L219 102V100H217L216 101V103L214 102L213 103V105L214 106H210V108H213L214 107V109H215V107H216V111H217V108H218V104L219 103H221V105H222V107H221V105H219V107L220 108H218V111L216 112V111H214V109H208L207 111H206V113L205 112H202V113H200V114H198V118L196 119H194L193 121L191 120L192 119V111H190V112H185L184 110H181V109H183V106H182V102H183V100H182V96H187V95H189L190 96V94L192 93V84L190 85V87H188L189 88V90L187 89V91H185L186 93L184 94V95H180L181 94V92L182 91H180L181 90V88H179V86L176 88V87H174ZM174 88H176L175 90H174ZM173 89V90H172ZM262 89V90H261ZM177 90H179V93L177 92ZM256 90H257V92H256ZM259 90H261V91H263V92H261V91H259ZM131 91H134V89L133 90H131ZM174 91V92H173ZM253 91H255V92H253ZM253 92V94H251ZM170 93H171V95H170ZM258 93H259V95H258ZM145 94H147V95H145ZM256 94V95H255ZM141 96H142V98H141ZM146 96V97H145ZM179 96V97H178ZM184 96V97H185ZM145 97V98H144ZM178 97V98H177ZM181 97V98H180ZM250 97V98H249ZM125 98L126 97H124V98H121L120 100H121V102H119L118 103V108H121L123 105V103H125ZM180 98V99H179ZM177 99V100H176ZM158 100V99H157ZM173 100V101H172ZM180 100V101H179ZM228 100V101H227ZM149 103H148V102ZM152 101V102H151ZM182 101V102H181ZM229 102V103H228ZM245 102H246V104H245ZM152 103V104H151ZM218 103V104H217ZM150 105V106H148V105ZM216 104V105H215ZM252 104V105H251ZM120 105V106H119ZM125 105V104H124ZM181 105V106H180ZM145 106V107H144ZM246 106V107H245ZM256 106V107H257ZM241 107V108H240ZM145 108V109H144ZM180 108V109H179ZM192 108V107H191ZM149 111H148V110ZM169 109V110H168ZM224 109V108H223ZM223 109H220V111L222 112L223 111ZM142 110H144L145 112H150V114H146L145 112H143ZM168 110V111H167ZM178 111V114L176 113L177 111ZM180 110H181V112H180ZM214 112H213V111ZM164 111H166V112H164ZM241 111V112H240ZM111 112V113H110ZM183 112H184V114H183ZM207 112H209V113H207ZM216 112V113H215ZM258 112V110L255 112V113H257ZM115 113V114H114ZM142 113V114H141ZM167 113H169V114H171V115H168ZM186 113L187 114H189L188 116L186 115ZM210 113H212V114H210ZM214 113V114H213ZM112 114V115H111ZM146 114V115H145ZM168 115V116H170V119H171V117H173V115L175 116V118L173 119V124L176 122H180V123H177V124H181V127H185V126H187L188 127V129L189 128H191V129H189L188 131L187 130H182V132H180V131H177L180 135L179 136H177V133H176V131H175V133L176 134H174L173 133V131L172 132H170L169 133V131H171L172 129H170L169 130V128H165V127H163L166 131H168V132H164L166 135L163 137V136H161V137H163V138H160V134L161 133H163L161 130L160 131H158L159 129H161V127H160V125L157 123L158 121H159V118L161 117V118H166L165 117V115ZM183 114V116H181ZM191 114V115H190ZM204 115V116H202V115ZM206 114V115H205ZM143 115H144V117H143ZM153 116L152 117V119L149 117V116ZM166 115V116H167ZM242 115L243 116H245V117H242ZM147 116V117H146ZM159 116V117H158ZM164 116V117H163ZM181 116V117H180ZM113 117V118H112ZM143 117V118H142ZM157 118L156 120L154 119V118ZM176 117L177 118H179V120L177 119V120H175L176 119ZM184 117V118H183ZM187 117V118H186ZM200 117V118H199ZM203 117V118H202ZM214 117V118H213ZM220 117V116H219ZM242 117V118H241ZM117 118V119H116ZM125 118V117H124ZM141 118V119H140ZM148 118V119H147ZM150 118V119H149ZM181 118V119H180ZM211 118V119H210ZM245 118V119H244ZM172 119H171V121H172ZM114 120V121H113ZM126 120V119H125ZM127 120H128V122H130L129 120H130V118H129V116H127ZM139 120V121H138ZM147 120V121H146ZM150 120V121H149ZM155 120V121H154ZM161 120V119H160ZM181 120V121H180ZM191 120V121H190ZM196 120V122H194ZM197 120H198V122H197ZM200 120H202V121H200ZM149 121V122H148ZM152 121V123H153V125H148L150 122ZM183 121V122H182ZM200 121V122H199ZM104 122V123H103ZM106 122H108V123H106ZM138 122V123H137ZM157 123V124H155L154 125V123ZM188 122H192L191 123V125H193V127L191 126L190 127V125H189V123ZM112 123V124H111ZM176 123H175V125H176ZM143 124V125H142ZM185 124V125H184ZM187 124V125H186ZM208 124V125H207ZM248 124V125H247ZM156 125H157V131L154 133V131L156 130ZM179 125H178V127H179ZM183 125V126H182ZM189 125V126H188ZM103 126V127H102ZM107 126V128H105ZM152 126V127H151ZM205 126V127H206ZM120 127V128H119ZM145 127V128H144ZM155 129H154V128ZM177 127V125H176V129L178 128ZM197 127H198V129H197ZM252 127H254V128H252ZM122 128V129H121ZM146 128H148V129H146ZM149 128H152V129H154L153 131L151 130V129H149ZM249 128V129H248ZM250 128H251V130H250ZM257 128V129H256ZM261 128V129H260ZM127 129V130H126ZM164 129H162V130H164ZM247 129V130H246ZM253 129H256L257 130V132L254 130V132L252 131ZM141 130V131H140ZM142 130L144 131V133L142 132ZM146 130V131H145ZM147 130L148 131H150L151 130V133H149V132H147ZM199 130V131H198ZM220 129H218V131H219ZM250 130V131H249ZM237 131V132H236ZM249 131V132H248ZM252 131V132H251ZM108 132V133H107ZM141 132L143 133L142 135H143V137L145 136V132H146V136H147V134H152V135H154V136H156V137H158V138H155L154 136V138L155 139H157V140H153V137H151L152 135H150V136H148L147 138L146 137H144V139H143V137H142V135H141ZM160 132V133H159ZM220 132V131H219ZM256 132V133H255ZM260 132V133H259ZM131 133V134H130ZM158 133V134H157ZM163 133V134H164ZM172 133H173V135H172ZM186 133H187V135H186ZM247 133V136L245 135ZM251 135H250V134ZM255 133V134H254ZM81 134V133H80ZM79 133H78V138H81L80 140L82 141H84L85 140V134H81L80 135ZM108 134V135H107ZM158 136H157V135ZM249 134V135H248ZM106 135V136H105ZM117 135V136H116ZM137 135V136H136ZM162 135V134H161ZM183 135H185V136H183ZM196 135H197V137H196ZM224 135H227L226 133L224 134ZM246 137V138H244V136ZM252 135H254L253 137H252ZM256 135H258V137L256 136ZM126 136V137H125ZM129 136V137H128ZM200 137V139H199V137ZM234 136H235V138H234ZM255 136L257 137V138H259L260 139V141H259V139H257V141H255L256 139H255ZM264 136V135H263ZM106 137V138H105ZM112 137V138H111ZM186 137H189V138H186ZM216 137V138H215ZM218 137V138H217ZM220 137V138H219ZM224 137H226V136H224ZM231 137H233V139L231 138ZM241 137H242V139H241ZM251 137L253 138V139H251ZM127 138V139H126ZM130 138H133V139H130ZM137 138V139H136ZM148 138H149V143L147 142L148 141ZM152 139V141H151V139ZM215 138V139H214ZM244 138V139H243ZM158 139H160V140H158ZM178 139V138H177ZM201 139H206V141H204V140H201ZM221 139V140H220ZM250 139V140H249ZM135 140H137V141H135ZM144 140V141H143ZM145 140H146V142H145ZM215 140V141H214ZM216 140L218 141V140H220V141H218V143L216 142ZM244 140V141H243ZM249 140V143L247 142ZM252 140V141H251ZM254 140V141H253ZM128 141H130V142H128ZM139 141H140V143H139ZM144 143H143V142ZM155 142L154 144L152 143V142ZM247 143H246V142ZM258 141L260 142V144L262 143V145L260 146L259 145V143H258ZM24 142V141H23ZM22 142V145H24V143ZM133 142V143H132ZM135 142V143H134ZM158 142H159V145H158ZM161 142V143H160ZM244 142V143H243ZM251 142V143H250ZM255 142V143H254ZM137 143V144H136ZM143 143V144H142ZM148 143V147L147 146H145L144 144H147ZM151 143V144H150ZM205 143V145L208 143L209 144V146L208 145H204L203 146V144ZM247 145H246V144ZM254 143V144H253ZM256 143H257V145L260 147H257V145H256ZM131 144V145H130ZM139 144V145H138ZM141 144H142V146H145L146 148H147V150H149V151H147V150H145L146 148H144L143 149V147L141 146ZM244 144H245V146H244ZM252 144H253V146H255L256 145V148L258 149V152H260V153H258V152H256L257 150H254L255 152V154H257L256 155V161L257 160H259L258 162V166H260V167H258L257 168V162L255 163V166L254 167H251V166H253V165H249V166H247L246 164L244 165V160H245V156H246V158H247V155L249 154L248 152H250V150L252 151L253 149V146H252ZM21 145V144H20ZM89 146L87 147V145H85L86 146V148H87V150H89L91 147H92V143H89L88 144ZM119 145V146H118ZM133 145H134V147H133ZM153 145V146H152ZM161 145H163L162 147H161ZM202 145V146H201ZM249 145V146H248ZM112 146V147H111ZM131 146L134 148H131ZM248 146V147H247ZM140 147H142V149L144 150V151H141L140 149ZM204 147V148H203ZM209 147V148H208ZM246 147V148H245ZM85 148V149H86ZM119 148V149H118ZM206 148H208L209 149V153H206L207 152V150H206ZM133 149V150H132ZM139 149V150H138ZM229 149V150H228ZM233 151H232V150ZM122 151V153H121V151ZM238 153H235V151ZM91 151V150H90ZM130 151V152H129ZM137 151H138V153H137ZM139 151H141V153L144 155V157L143 156H141L142 158H138V156H140V155H142V154H140V152ZM146 151V152H145ZM162 151H164V150H162ZM230 151V152H229ZM115 152V153H114ZM243 152H245V154H240V153H243ZM127 153H128V155H127ZM136 153H137V155H136ZM211 153V154H212ZM218 153V154H217ZM220 153V154H219ZM228 153H229V155H228ZM253 153V152H252ZM113 154V155H112ZM120 154V155H119ZM139 154V155H138ZM222 154V155H221ZM235 154V155H234ZM255 154H254V156H255ZM112 155V156H111ZM136 155V156H135ZM215 155H216V157H215ZM217 155H220L221 157H223L225 160H227L228 159V161L226 162V161H224L223 160V158H221L220 156H217ZM245 155V156H244ZM263 155V156H262ZM131 156V157H130ZM133 156V157H132ZM169 156V155H168ZM211 156V157H210ZM260 156V157H259ZM262 156V157H261ZM137 157V158H136ZM213 157H215V158H213ZM218 157H220L221 159H222V162H221V160L218 158ZM228 157V158H227ZM237 157V158H236ZM130 158V159H129ZM144 158H146V159H144ZM217 158V159H216ZM240 158H242V159H244L241 163H243L242 165H240V164H237L236 162H238V163H240V161L242 160V159H240ZM259 158H261V159H259ZM109 159V160H108ZM129 160V162H127L128 160ZM202 159H200V160H202ZM212 159V160H211ZM218 159H219V162H221V164L218 162ZM238 159H240V160H238ZM115 160V161H114ZM133 160V161H132ZM214 160L216 161L217 160V162H214ZM144 161H146V162H144ZM192 161V162H193ZM205 161H207V163L205 162ZM112 162V163H111ZM168 162L170 163V165L168 164ZM210 162V163H209ZM211 162H213L212 164H211ZM125 163V164H124ZM175 163V164H174ZM204 163H206V164H204ZM224 163L226 164L227 163V165L225 166L224 165ZM261 163H262V165H261ZM107 164H108V168L107 169H105V166H107ZM114 164V165H113ZM127 164V165H126ZM198 164V165H197ZM203 164V165H202ZM209 164L211 165V166H209ZM216 164L215 165H213L212 167H211V169L212 168H214V166H216ZM109 165H111V166H109ZM120 165V166H119ZM173 165V166H172ZM179 165H181V166H179ZM203 167H202V166ZM206 165V166H205ZM224 165V166H223ZM231 165V166H230ZM117 166H119V167H117ZM145 166V167H144ZM178 166H179V168H178ZM196 166H198V168H199V170H198V168L196 167ZM244 166V167H243ZM115 168V170L113 169V171L116 173V174H111V171H112V169L111 168ZM194 167H196V168H194ZM206 167V168H205ZM218 167L220 168L219 170H218ZM245 167H248V168H246L245 169ZM204 168V169H203ZM227 168V169H226ZM229 168H231V169H229ZM235 168V169H234ZM254 168H257L258 170H256V169H254ZM105 169V170H104ZM111 169V170H110ZM122 169H123V171H122ZM149 169V168H148ZM166 169V170H165ZM170 169H172V168H170ZM202 169H203V171H202ZM165 170V171H164ZM200 170L202 171V172H200ZM219 172H218V171ZM255 170H256V172H255ZM110 171V172H109ZM126 173H125V172ZM141 171V172H140ZM145 172V173H143V172ZM147 171V172H146ZM256 173V174H258V176L254 173V172ZM114 172H112V173H114ZM172 172V173H171ZM194 172H192V175L194 174L195 176H196V174L194 173ZM213 172V173H212ZM246 172H248V173H246ZM250 172V173H249ZM120 173V174H124V176L122 177V180H121V182H125V180H127L128 182H130V180H129V176L130 175H134V176H136V177H134L133 176V178H134V180L136 179V180H139V181H134L135 183L136 182H138V183H134V182H132V184L131 185H136V186H141V187H145V188H142V189H144L145 191L146 190H148L149 188V190H152V192L154 193H152L151 191V193L148 191H146L147 192V195L146 196H144V194H146L145 193V191H143L142 193H143V195H140V194H138L137 196L138 197H140L141 198V196H142V198H143V200L145 201H142V199H140V198H134L133 196H134V194L132 195V194H129V190L126 188V187H130V183L129 184H124L123 183V185H121V184H119V183H115V185H114V183H113V181H110V179H108V177L110 178V176H113V175H118V174ZM132 173V174H131ZM141 173H142V175H141ZM151 173H154V174H151ZM164 175H163V174ZM165 173H167L168 175H165ZM202 173V174H201ZM233 173V174H232ZM246 173V174H245ZM254 173V174H253ZM128 174H129V176H128ZM144 174V175H143ZM149 174V175H148ZM172 174H173V176L175 177V175H176V177L174 178L173 176H172ZM175 174V175H174ZM216 174V175H215ZM218 174H220V175H218ZM103 175H104V177H103ZM125 175H126V178H125ZM151 175H153V176H151ZM170 175H171V177H170ZM255 175L257 176V177H255ZM139 176H141V177H139ZM179 178H178V177ZM203 176V175H202ZM212 176H213V178H212ZM215 176V177H214ZM217 176V177H216ZM142 177H143V179L144 178H146V179H144V180H146L145 182H142V181H144L143 179H142ZM148 177V178H147ZM152 177V178H151ZM164 177H166V178H164ZM170 177V178H169ZM252 177V178H251ZM138 178V179H137ZM171 178H172V180H171ZM174 178V179H173ZM211 178V179H210ZM258 178V179H257ZM130 179L132 180V177L130 176ZM140 179L142 180V181H140ZM214 179V180H213ZM260 179V181H258L257 182V180H259ZM171 180V181H170ZM235 180V181H234ZM101 181H102V186L100 185V183H101ZM109 181V182H108ZM152 182V183H150V182ZM169 181V182H168ZM208 181L210 182V184L208 183ZM113 183V185L111 184V183ZM140 182H142V183H145V184H141ZM213 182V183H212ZM256 182V183H255ZM96 183H97V185L99 184L100 185V188H99V185H98V187H97V185H96ZM106 183V184H105ZM107 183H108V186H107ZM140 183V184H139ZM146 183H148V184H146ZM223 183V184H222ZM232 183V184H231ZM95 184V185H94ZM105 184V185H104ZM139 184V185H138ZM154 184V185H153ZM231 184V185H230ZM234 184V185H233ZM255 184H256V186H255ZM103 185H104V187H103ZM109 185H110V187H109ZM118 185V187H115V186H117ZM122 187H121V186ZM129 185V186H128ZM134 185V186H135ZM145 185H147V186H145ZM180 185L182 186V184H181V182L179 183V186L178 187H180ZM232 185L234 186V188L232 187ZM237 185V186H236ZM93 186V187H92ZM111 186H112V188H111ZM121 187V189H123V190H120L119 191V189H120V187ZM155 186V187H154ZM209 186L211 187V188H209ZM218 186H219V188L221 187V189L220 190H223V191H226L224 194V197H223V200H221L220 199V201H214V197L213 196H215L216 195V191H219V188H218ZM226 186V187H225ZM80 189H79V188ZM125 187V188H124ZM236 187V188H235ZM82 188V189H81ZM83 188L86 190H84L83 191ZM94 188V189H93ZM96 188V189H95ZM98 188V189H97ZM102 188V189H101ZM103 188L104 189H107V191L106 190H103ZM152 188V189H151ZM159 188V189H158ZM203 188H204V190H203ZM222 188H224V189H222ZM228 190H226V189ZM93 189V190H92ZM125 189H127V192H126V190ZM142 189H141V191H142ZM153 189H154V191H153ZM156 189V190H155ZM203 191H202V190ZM210 189V190H209ZM217 189V190H216ZM78 190H79V192H78ZM93 191V193H92V191ZM95 190H96V192H95ZM97 190H100V191H98L97 192ZM116 190V191H115ZM193 190V189H192ZM238 190V191H237ZM246 190V191H245ZM102 191V193H100ZM104 191H105V193H104ZM113 191V192H112ZM118 191V192H117ZM122 191V193H123V195H125V193H126V196H128V197H126V196H123L122 197V195H121V193H119V192H121ZM124 191V192H123ZM139 191H140V188H139ZM138 191V192H139ZM140 191V192H141ZM199 191V192H198ZM209 191V192H208ZM257 191V192H256ZM78 192V194L79 193H81V194H79L80 196L82 195V197H80L78 194H76ZM95 192V193H94ZM109 194H107V193ZM114 192H115V194H114ZM139 192V193H140ZM184 192V193H183ZM192 192V193H191ZM196 192H198V193H196ZM203 192V193H202ZM228 192V193H227ZM240 192V193H239ZM84 193H87V195L86 194H84ZM100 193V194H99ZM112 193H113V196H112ZM117 193V194H116ZM236 193V194H235ZM246 193V194H245ZM90 194H94L96 197L94 198L93 196L94 195H90ZM99 195L100 197L99 198H103V200H97V198H98V196L97 195ZM104 194V195H103ZM105 194H107L106 195V197H105ZM151 194V195H150ZM199 196H197V195ZM202 194V195H201ZM228 194V195H227ZM69 195H72V196H69ZM84 195V196H83ZM85 195H86V198L84 199V197H85ZM88 195H90V196H88ZM112 197H111V196ZM116 197H115V196ZM73 196L75 197L74 198V200H73ZM88 196V197H87ZM109 196V197H108ZM136 195H135V197H137ZM185 197V198H183V197ZM195 196V197H194ZM203 196V197H202ZM227 196V197H226ZM235 196V197H234ZM80 199H79V198ZM111 197V198H110ZM119 197V198H118ZM131 197V198H130ZM154 197V198H153ZM189 199H188V198ZM196 197H198V198H196ZM210 197H211V199H213V200H211L210 199ZM237 197V198H236ZM251 197V198H250ZM61 198H63V200L61 199ZM82 198V199H81ZM93 198H94V200H93ZM113 198V199H112ZM115 198V199H114ZM132 198H134V199H132ZM178 198V199H177ZM187 198V199H186ZM192 198V199H191ZM193 198H195V199H193ZM201 198V199H200ZM239 198V199H238ZM245 200H244V199ZM139 199H140V201L142 202L141 203V205H140V203H137V202H139ZM198 199L199 200H201L202 202L200 203V201L198 202V206H196L197 205V201H198ZM203 199L205 200V201H203ZM86 202H85V201ZM96 200V202L97 201H102V202H98V203H95L94 201ZM105 200V201H104ZM121 200V201H120ZM126 200V201H125ZM132 200V201H131ZM135 202H134V201ZM163 200V201H162ZM164 200H166V201H164ZM168 200H169V202H168ZM175 202H174V201ZM211 200V201H210ZM238 200H239V202H238ZM81 201H83L84 203H86V204H83V205H85V211H84V208L81 206L82 204V202ZM118 201V202H117ZM149 202L150 203V205L149 204H147L146 205V203L147 202ZM155 201H157V203L155 202ZM243 201V202H242ZM246 201V202H245ZM129 202V204L127 205V203ZM132 202V203H131ZM145 204H144V203ZM165 202V203H164ZM187 202V203H186ZM160 203V204H159ZM170 203L172 204V205H170ZM173 203H176V204H173ZM203 203V204H202ZM213 203V204H212ZM241 203V204H240ZM92 204V205H91ZM100 204H101V206H100ZM131 204V205H130ZM143 204V205H142ZM159 204V205H158ZM164 204V205H163ZM185 206H183V205ZM261 204V205H260ZM81 207H80V206ZM91 205V206H90ZM97 205V206H96ZM103 205V206H102ZM121 205V206H120ZM122 205H123V207L124 208H122ZM124 205H126V206H124ZM132 206V207H127V206ZM134 205L136 206V208L137 209H135V207H134ZM137 205H139V206H141L140 208H138L137 207ZM213 205V206H212ZM234 207H233V206ZM263 205V206H262ZM146 206H148V207H146ZM176 206V207H175ZM204 208H203V207ZM258 208H257V207ZM78 207V208H77ZM92 207V208H91ZM127 207V208H126ZM144 207H146V208H144ZM200 209H199V208ZM203 209H202V208ZM261 207H263V208H261ZM80 208V209H79ZM86 208H87V210H86ZM90 208V209H89ZM121 208V209H120ZM126 208V209H125ZM129 208H131V211H130V209ZM134 208V209H133ZM230 208H232V209H230ZM255 208V209H254ZM76 209V210H75ZM77 209H79V210H77ZM93 209V210H92ZM140 209H142V210H140ZM146 209V211H144V210ZM174 209V210H173ZM197 209V210H196ZM202 209V210H201ZM211 209V210H210ZM250 209V210H249ZM253 209L254 210H257V211H254L253 212ZM77 211V212H75V211ZM89 210H92L93 212H94V215H92L93 214V212L91 211H89ZM99 210V211H98ZM104 210V214L103 213H101L102 211ZM123 210V211H122ZM125 210V211H124ZM132 210H134V212L132 211ZM170 210V211H169ZM186 210V211H185ZM198 210H200V214L198 213ZM204 210V211H203ZM231 210V211H230ZM122 211V212H121ZM127 211H129L130 212V214H129V212H127ZM136 211V212H135ZM142 211V212H141ZM153 211V212H152ZM203 211V213H201ZM206 211V212H205ZM219 211V212H218ZM247 211V212H246ZM74 212V213H73ZM87 212H89V215H85ZM124 212H126V215H128L129 214V218L127 219L126 218V220H125V217L124 216H126V215H124L125 213ZM132 212V213H131ZM168 212V213H167ZM184 212V213H183ZM197 212V213H196ZM263 212V213H262ZM91 213V214H90ZM116 213V214H115ZM119 213V214H118ZM123 214L122 216H121V214ZM128 213V214H127ZM205 213V214H204ZM227 213V214H226ZM256 213V214H255ZM101 214V215H100ZM112 214V215H111ZM146 214V215H145ZM181 214V215H180ZM196 214V215H195ZM203 214V215H202ZM208 214V215H207ZM212 214V215H211ZM241 214H242V216H241ZM71 215H72V217H71ZM85 215V216H84ZM108 215V216H107ZM172 215V216H171ZM200 215H202V217L200 216ZM207 215V216H206ZM88 216H89V218H88ZM93 216V217H92ZM96 216H97V218H96ZM113 217V219L115 220V218L117 219V220H119V219H121L122 220V218H124L123 220H122V225L120 224L121 222H118V221H114L113 219H112V217ZM116 216V217H115ZM137 216V217H136ZM164 216V217H163ZM166 216V217H165ZM200 216V217H199ZM83 217V218H82ZM115 217V218H114ZM119 217V218H118ZM148 217V218H147ZM177 217V218H176ZM217 219H216V218ZM220 217V218H219ZM239 217V218H238ZM255 217H256V219H255ZM99 218V219H98ZM145 218V219H144ZM155 218V219H154ZM159 218V219H158ZM201 218H202V220H201ZM215 218V219H214ZM238 220H237V219ZM1 219H3V218H1ZM1 219H0V226H1ZM73 219V220H72ZM98 219V220H97ZM168 219V220H167ZM175 219H177V220H175ZM92 220H93V224L94 223H96V225L94 224V226H92V224L90 223V222H87V221H91L92 222ZM201 220V221H200ZM207 220V221H206ZM2 221H4V220H2ZM72 221V222H71ZM105 221V222H104ZM125 221V222H124ZM177 221V222H176ZM206 221V222H205ZM216 223H215V222ZM26 222L27 221H25V222H23V223H21V226H20V224L18 225V226H20V227H18L17 225H14V226H12L14 229L11 231L10 229H12V227L11 226H6V227H4V228H1V230L2 231H0L1 233H2V235L5 233V232H7V234L9 235V236H7V235H5V237H4V235H3V237H0V247L3 245V243H4V245H5V242L7 241V244L8 245H12V247L14 248V250L13 251H15V250H18V244H16L17 243V239L15 238V237H18V235L21 233V234H23L22 232H29L28 230L26 231V229H28L27 227L28 226H25V224H26ZM131 222V223H130ZM168 222V223H167ZM174 222V223H173ZM176 222V223H175ZM202 222V223H201ZM209 222V223H208ZM3 223V222H2ZM71 223V224H70ZM85 223V224H84ZM87 223H89V225L90 226H88V224ZM100 225H99V224ZM102 223V224H101ZM113 223V224H112ZM119 223V224H118ZM24 224V225H23ZM84 224V225H83ZM86 224H87V226H86ZM111 224V225H110ZM168 224V225H167ZM263 224V225H262ZM26 225H28V224H26ZM71 227H70V226ZM99 227H98V226ZM120 225V226H119ZM129 225V226H128ZM175 225V226H174ZM183 225L186 227L187 225V227H189V228H187L188 230H186V228L184 229V227H183ZM197 225V226H196ZM236 225V226H235ZM67 226V227H66ZM75 226V227H74ZM86 226V227H85ZM103 226V227H102ZM113 226V227H112ZM174 226V227H173ZM202 226V227H201ZM224 226V227H223ZM260 226H262V227H260ZM9 227H11V228H9ZM15 227H17V228H19V229H17V228H15ZM66 227V228H65ZM88 227V228H87ZM92 227L93 229L92 230H90V228ZM118 227V228H117ZM120 227V228H119ZM123 227V228H122ZM134 227V228H133ZM167 227V228H166ZM222 227V228H221ZM229 227V228H228ZM247 227V228H246ZM257 229H256V228ZM10 230L9 232H8V230ZM24 228H26L25 230H24ZM35 228V229H34ZM33 228V231H34V233H35V231H36V233H38V230H36V228H38V226H35ZM51 228V229H52ZM65 228V229H64ZM96 228H98V229H96ZM117 228V229H116ZM128 228V229H127ZM231 228V229H230ZM239 228V229H238ZM15 229H16V231H15ZM24 231H23V230ZM84 229V230H83ZM85 229H87V231L85 230ZM127 229V230H126ZM170 229H173V230H170ZM224 229V230H223ZM19 230L21 231L22 230V232H19ZM53 230H51V232L53 231ZM60 231V234H58L59 232L58 231ZM63 231V234L61 233L62 231ZM84 232H83V231ZM95 230H98L97 232H95ZM176 230H174V231H176ZM184 230V231H183ZM220 230V231H219ZM227 230V231H226ZM13 231H14V234H16V235H13ZM53 231V232H54ZM90 231H94V232H91L90 234V238H93L92 240L89 238V232ZM125 231V232H124ZM177 231L175 232V233H177ZM183 231V232H182ZM196 231V232H195ZM220 233H219V232ZM229 231V232H228ZM10 232H11V234H10ZM16 232H18V233H16ZM78 232V233H77ZM79 232L81 233V234H79ZM88 232V237L85 235L86 233ZM164 232V233H163ZM182 232V233H181ZM222 232V233H221ZM256 234H255V233ZM1 233H0V235H1ZM36 233L34 234V236L36 235ZM77 235H76V234ZM92 233H96L95 235L93 234L92 235ZM212 235H211V234ZM217 233H219V235H220V237L222 238V239H219L220 237H219V235H217ZM243 233V234H242ZM20 234V235H21ZM78 234L81 236H79L78 237ZM83 234L86 236H84L85 238H83L82 236H83ZM223 234V235H222ZM232 234V235H231ZM247 234V235H246ZM1 235V236H2ZM12 235V236H11ZM59 235H61L60 237H59ZM74 235H76V236H74ZM130 235V236H129ZM157 235H158V237H157ZM216 235H217V237H219V238H217L216 237ZM225 235V236H224ZM13 236H15L14 238L16 239H13ZM33 236V237H34ZM92 236V237H91ZM213 236V237H212ZM229 236V237H228ZM233 236V237H232ZM238 236V237H237ZM11 237H12V239H11ZM72 237H73V239H72ZM74 237H75V239L77 238H79L78 240H80V238H83V239H85V240H83V239H81L80 240V243H79V241L76 239H74ZM122 237V238H121ZM155 237H157V238H155ZM178 237V238H177ZM204 237V238H203ZM216 237V238H215ZM226 237V238H225ZM229 238V240H228V238ZM240 237V238H239ZM249 237V238H248ZM252 237V238H251ZM35 238V240H36V236L34 237ZM34 238H32L31 237V240H33V241H31L30 240V242H31V244L32 243H35V240H34ZM89 238V239H88ZM180 238H182L181 240H180ZM259 238V240H257L256 241V239H258ZM1 239H3V240H1ZM11 239V240H10ZM69 239V240H68ZM153 239V240H152ZM173 239V240H174ZM175 239V240H176ZM203 240V241H201V240ZM217 239H219V240H217ZM223 239L225 240V241H223ZM234 241H233V240ZM75 242H74V241ZM89 242V243H87V241ZM93 242H91V241ZM210 240H212V241H210ZM228 240V241H227ZM231 240H232V243H235L236 244V246L237 245H240V243H241V245L239 246V248H238V246H237V248L239 249V251H238V249H234L233 251H231L230 252V255H232V256H230L229 254V256L228 255H225V254H227V252H229V251H227V252H221L222 254H224L225 256H223V259H225V260H223L222 259V257H220V256H222V254L221 253H218L217 252V259L215 258V259H210V258H206V257H203L206 253H207V251H210V252H213V251H215L214 249L215 248H223V247H225L226 246V244H227V242L229 243V242H231ZM261 240V241H260ZM68 241V243H65V244H67V245H69L70 243H72V244H70L68 247V249L71 251H68V250H66L67 252H69V254H67L66 252L65 253H61V255H58L59 257H57V256H55L54 254H53V252H54V249L52 248V247H54V244H56V245H58V244H63L64 242H67ZM85 241V242H84ZM177 241V240H176ZM182 241H183V243H182ZM218 241H220V242H222V243H220V242H217ZM15 242V243H14ZM58 242V243H57ZM204 242V243H203ZM208 242V243H207ZM225 244H224V243ZM236 242H238V243H236ZM79 243V244H78ZM84 243H85V245H84ZM200 243H201V245H200ZM248 243V244H247ZM13 244H14V246L16 245V247H14L13 246ZM83 244V245H82ZM88 244V245H87ZM142 244V245H141ZM152 244V245H151ZM199 244V245H198ZM219 244V245H218ZM246 244V245H245ZM3 245V246H4ZM34 245V244H33ZM32 245V246H33ZM80 245H82V246H80ZM93 245V246H92ZM137 246V247H135V246ZM145 245V246H144ZM197 245V246H196ZM212 245H213V247H212ZM224 245V246H223ZM50 246H52V247H50ZM84 246V247H83ZM131 246V247H130ZM150 246V247H149ZM199 246H200V248H199ZM201 246H203V247H201ZM11 247V248H12ZM83 247V248H82ZM146 247V248H145ZM72 248V249H71ZM79 248V249H78ZM141 248H145V250H143V249H141ZM199 248V249H198ZM212 248H214V249H212ZM74 249V250H73ZM81 249V250H80ZM96 249V250H95ZM245 249V248H244ZM76 250V251H75ZM89 250V251H88ZM130 252H129V251ZM132 250V251H131ZM243 250V249H242ZM43 251L45 252V253H43ZM85 251V252H84ZM134 251V252H133ZM137 251V252H136ZM140 251V252H139ZM206 251V252H205ZM243 251H249L248 249H245V250H243ZM97 252V253H96ZM127 252V253H126ZM136 252V253H135ZM203 252H205V254L203 255ZM2 251H1V249H0V264H2V262L3 263H7V261L8 260H10V262H11V260L13 259V260H15V257H17V256H14L13 257V255L14 254H12L11 256H10V254H9V256L11 257V259L9 258V256L7 257V260H6V256L2 253ZM128 253H130V254H136V256L133 254V255H130V256H132V257H129L128 256ZM237 253H240L239 254V256H238V254ZM242 253V254H241ZM8 254V253H7ZM6 254V255H7ZM35 256H34V255ZM42 254V255H41ZM65 254H67V255H65ZM127 254V255H126ZM209 254V255H208ZM213 254V253H212ZM215 254L216 253H214L213 255H211V253H207V255H205V256H209V257H215ZM260 255V256H257V255ZM3 255L5 256V258L3 257ZM26 255H27V258L29 259V261H28V259L27 258H25L26 257ZM53 255H54V257H53ZM140 256L139 257H141V254H139ZM154 255V254H153ZM156 255V254H155ZM244 255V256H243ZM248 255V256H247ZM2 256V257H1ZM50 256V257H49ZM61 256V257H60ZM78 256V257H77ZM84 256V257H83ZM126 256H128V257H126ZM135 256V257H134ZM230 257V258H228V257ZM238 256V257H237ZM250 256V257H249ZM13 257V258H12ZM55 257H57V259H55ZM75 257V258H74ZM138 257V258H139ZM149 257V256H148ZM155 257V256H154ZM153 256H152V258L151 257H149V258H142V260H145V259H147L146 261H143L144 263H146V264H161V262L162 261H160V262H158L157 260H155V263L154 262H152L153 261V259H157V258H154ZM166 257V256H165ZM9 258V259H8ZM25 258V259H24ZM51 258V259H50ZM86 258V259H85ZM166 258H168V259H165V258H162L163 259V264H177V262L178 263H182V258L180 257V256H177V257H172L171 258V260H169L170 259V257H166ZM177 258H178V260L180 261H177ZM227 258V259H226ZM239 258V259H238ZM256 258V259H255ZM17 259V258H16ZM32 259V260H31ZM54 259V260H53ZM134 259V260H133ZM148 259H150L151 261V263L150 262H148L149 260ZM161 259V260H162ZM165 259V260H164ZM233 259H234V261H233ZM6 260V261H5ZM139 260L140 259H138V262H139ZM142 260H140V262L142 261ZM166 260H168V261H166ZM257 260H259V261H257ZM22 261V262H21ZM53 261V262H52ZM69 261V262H68ZM93 261V262H92ZM166 261V262H165ZM175 261V262H174ZM238 261V262H239ZM241 261L238 263V264H240L241 263ZM255 261V262H254ZM260 261H261V263H260ZM10 262H8V263H10ZM20 262V263H19ZM28 262H30V263H28ZM75 262V263H74ZM83 262V263H82ZM143 262H141L142 264H143ZM165 262V263H164ZM247 262V263H246ZM5 263V264H6ZM203 263V264H204ZM241 263V264H242Z\"/></svg>",
  "mask_w": 264,
  "mask_h": 264
}]
</instances>
